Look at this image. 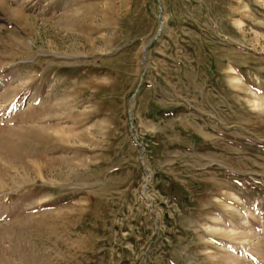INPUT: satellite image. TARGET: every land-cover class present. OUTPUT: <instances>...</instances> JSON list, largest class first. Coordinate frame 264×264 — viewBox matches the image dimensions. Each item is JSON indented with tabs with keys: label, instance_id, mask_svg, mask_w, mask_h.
<instances>
[{
	"label": "rangeland",
	"instance_id": "rangeland-1",
	"mask_svg": "<svg viewBox=\"0 0 264 264\" xmlns=\"http://www.w3.org/2000/svg\"><path fill=\"white\" fill-rule=\"evenodd\" d=\"M0 264H264V0H0Z\"/></svg>",
	"mask_w": 264,
	"mask_h": 264
}]
</instances>
